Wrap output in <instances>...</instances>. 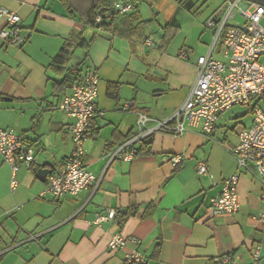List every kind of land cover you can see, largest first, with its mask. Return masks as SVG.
Returning <instances> with one entry per match:
<instances>
[{
	"label": "crops",
	"instance_id": "0c3cea01",
	"mask_svg": "<svg viewBox=\"0 0 264 264\" xmlns=\"http://www.w3.org/2000/svg\"><path fill=\"white\" fill-rule=\"evenodd\" d=\"M135 4L140 17L134 25L141 23L140 35L129 38L115 32L128 26L129 15H119L112 29H106L86 25L63 0H0V8L20 15L26 36L20 47L0 37V127L21 134L39 162L21 164L13 189L11 166L0 153V264H128L133 251L145 256L144 264H216L215 258L228 254L237 264H264V220L259 218L264 184L259 174L241 172L238 212L215 215L209 206L223 180L238 171L233 155L238 133L254 122L230 126L234 112L240 117L233 110L238 105L219 115L211 135L197 129L179 135L155 132L147 139L152 142L150 153H138L130 162L117 159L106 167V152L135 130L140 112L167 119L182 106L195 82L198 58L208 52L214 33L208 34L205 26L201 39L206 52L188 50L187 41L182 45L172 39L166 47L155 40L142 47L144 53L138 43L149 33L161 40L167 24H180L171 19L144 31L156 19L144 17ZM4 25L0 19V30ZM79 35L91 43L70 65L80 63L81 75L93 69L100 77L97 100L105 114L91 121L94 135L86 143L85 161L102 180L96 190L84 189L76 196H42L47 178L40 180L37 171L62 168L74 150L73 120L57 105L72 92L77 74L69 76L71 84L61 85L64 75L50 65ZM111 83L119 84L118 97L110 95ZM177 155L182 161L175 165ZM203 161L210 174L198 172ZM111 209L114 219L95 222ZM116 233L126 243L111 250ZM256 244H261L259 260L253 255Z\"/></svg>",
	"mask_w": 264,
	"mask_h": 264
},
{
	"label": "built area",
	"instance_id": "2783aa9c",
	"mask_svg": "<svg viewBox=\"0 0 264 264\" xmlns=\"http://www.w3.org/2000/svg\"><path fill=\"white\" fill-rule=\"evenodd\" d=\"M132 0H115L113 8L120 15H127L135 10ZM240 13L246 18L243 25H233V20ZM0 19L5 25L0 30V37L8 45L20 47L26 40L21 26L20 15L10 9L0 8ZM102 21V16H97ZM264 6L247 0H225L222 10L212 15L205 25L214 30L213 42L206 54L197 61V76L190 92L180 108L167 119H155L140 112L135 130L122 142L105 154L106 167L117 159L132 161L138 155V144L155 132L175 135L197 129L211 135L216 127L219 115L235 105H252L254 122L252 126L242 128L238 133L239 141L233 155L238 171L223 180L221 192L210 199L209 206L213 214H234L240 208L239 182L241 172L255 170L264 184ZM243 27H246L244 29ZM154 41L149 37L143 42L149 47ZM219 46L225 60L215 59L214 51ZM183 57H188L187 52ZM100 77L96 70L89 69L72 84V92L57 105L73 122L70 132L74 144L73 152L65 159V164L58 170H51L47 176L42 196L63 198L76 196L82 190H96L102 180L87 167L85 161L86 143L94 135L92 119L105 114L98 105ZM130 108V104L126 105ZM0 153L4 161L11 166V186H17V172L21 164L32 166L39 163L35 148L27 144L23 136L11 128L0 127ZM182 161L180 155L172 162ZM198 172L210 174L206 162H200ZM264 195V188H263ZM116 216L114 209L97 216L95 222L112 220ZM264 220V213L259 215ZM126 238L116 233L112 236L109 247L117 250L124 246ZM254 258L261 257V244H256ZM145 256L140 251L127 255L128 264H144ZM216 264H237L231 254L215 258Z\"/></svg>",
	"mask_w": 264,
	"mask_h": 264
},
{
	"label": "rangeland",
	"instance_id": "374dc122",
	"mask_svg": "<svg viewBox=\"0 0 264 264\" xmlns=\"http://www.w3.org/2000/svg\"><path fill=\"white\" fill-rule=\"evenodd\" d=\"M139 3V7L143 9L144 17L152 16L156 20L154 22L149 21L146 23L143 28L144 31L146 29L151 28L152 23L153 27H159L160 25H165L168 20L175 19L180 24L179 31L175 34L174 41L175 44H184L188 50L193 49L197 52H206L207 45L203 44L204 40L202 38V33L205 28L206 20L210 18L212 15H216L219 10L221 11L224 5L225 0H137ZM233 25H243L246 23V18L238 13L237 16L231 20L230 22ZM264 25V21H263ZM208 34L212 33V28L207 27ZM214 32V30H213ZM149 36L153 41L156 40L157 43H160L159 37L155 36L154 32L149 33ZM210 36V35H209ZM209 42L212 44L213 42V34L209 39ZM209 43V44H210ZM137 44V43H136ZM143 51V44L138 43ZM210 44V45H211ZM86 52V48H79L75 53V58L73 62L76 61L80 56H84ZM145 53V51H143ZM141 54V53H140ZM223 54L220 52L219 46L214 52V57L223 58ZM257 99H253L252 105L244 106H235L234 111L237 113L240 112V117L236 118L234 116L235 112L231 118V125H238L239 127L246 123L251 125L254 113L249 111V109L253 106L257 105ZM260 105H263L260 103ZM251 106V107H250ZM232 110V111H233ZM239 123V124H238ZM253 124V123H252ZM252 126V125H251ZM238 127V128H239ZM250 127V126H249ZM233 134V133H232Z\"/></svg>",
	"mask_w": 264,
	"mask_h": 264
},
{
	"label": "trees",
	"instance_id": "16d2710c",
	"mask_svg": "<svg viewBox=\"0 0 264 264\" xmlns=\"http://www.w3.org/2000/svg\"><path fill=\"white\" fill-rule=\"evenodd\" d=\"M66 7L69 10H73L80 15L84 20L86 25L96 27L98 24L106 29H112L114 20L120 15L114 8L113 2L115 0H63ZM137 1V0H132ZM136 8V7H135ZM102 16V21H97V16ZM129 15L128 26L126 25L123 29L119 30L115 28V32L120 35L132 38L134 36L140 35V24L134 25L139 20V15L136 11L127 14ZM179 26L174 24H167L164 27V33L161 37V44L166 47L171 40L174 38L175 34L179 31ZM91 41H87L82 35H79L77 41L67 42L60 52L54 57L50 68L56 71L60 75H64L63 80L59 81L62 84H71L69 76L76 72L77 76L73 81L81 76L80 63L78 65L71 66L70 63L75 55L77 48L89 47ZM76 47V48H75ZM109 93L112 97L119 96V84L111 83L109 85ZM149 138V137H148ZM147 138V139H148ZM143 140L138 153H150L152 142L150 140Z\"/></svg>",
	"mask_w": 264,
	"mask_h": 264
},
{
	"label": "water",
	"instance_id": "95a60500",
	"mask_svg": "<svg viewBox=\"0 0 264 264\" xmlns=\"http://www.w3.org/2000/svg\"><path fill=\"white\" fill-rule=\"evenodd\" d=\"M247 1L254 2V3H257V4L264 6V0H247ZM243 28L246 29V27H243ZM50 172H51V169H49V168H40L37 171V177L40 180H46V178Z\"/></svg>",
	"mask_w": 264,
	"mask_h": 264
}]
</instances>
